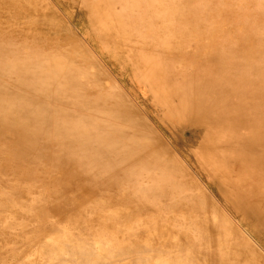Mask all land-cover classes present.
<instances>
[{"label": "bare ground", "instance_id": "1", "mask_svg": "<svg viewBox=\"0 0 264 264\" xmlns=\"http://www.w3.org/2000/svg\"><path fill=\"white\" fill-rule=\"evenodd\" d=\"M81 1L89 19L91 42L101 52L113 45L111 37L122 38L123 42L135 37L140 46H147L150 39L160 35L168 41L163 53L170 61L176 38L193 39L199 34L206 37L212 32L208 25H214L221 37L219 54L223 55L209 63L203 74L206 82L198 79L199 84L175 90L193 105L192 112L206 111L208 117L218 111L210 120L218 123L216 130L221 132L218 138L223 145L234 142L225 135L222 139L221 128L237 133L236 138H230L239 141V152L245 156L237 157L232 149L213 152L214 157L216 153L221 157L214 162L220 189L233 188L220 191L231 219L194 200L176 199V186L161 181L165 173L161 169L142 174L148 164L159 165L160 157L144 146L142 137L117 131L107 122L101 113L102 103L90 93L91 89L83 87V81L94 85L98 82L77 70L76 64L82 62L79 55L49 38L45 40L41 37L44 33L34 30L37 26L33 22L31 33L29 28L15 25L19 1L14 0L0 1V160L17 164L31 178L37 165L45 160L59 175V187L65 183L62 175L75 166L89 178L100 173V186L110 194L107 210L123 202L133 206V217H149L138 222L127 217V234L134 230V235L141 238L153 234L160 242L167 234V238L178 240L174 243L177 252L191 263L264 264V256L234 229L237 224L264 251V0ZM197 13L203 22L200 27ZM157 17L164 21L161 32L154 23ZM64 55L74 58L65 67L59 61ZM204 92L210 97L200 106ZM39 139L51 141L52 146H41L37 153L45 155L34 157L36 149L31 150L29 144ZM7 140H11L12 147L6 145ZM52 147H57V153L50 156ZM128 173L135 179L126 180ZM57 195L59 206L52 212L58 222H63L67 200ZM162 212L170 214L167 223L150 221ZM98 218L85 221V229L91 231ZM111 221L116 222L115 218ZM140 227L152 232L141 231ZM156 227L159 229L155 234ZM98 236L87 235L92 240Z\"/></svg>", "mask_w": 264, "mask_h": 264}, {"label": "rangeland", "instance_id": "2", "mask_svg": "<svg viewBox=\"0 0 264 264\" xmlns=\"http://www.w3.org/2000/svg\"><path fill=\"white\" fill-rule=\"evenodd\" d=\"M14 1H19L16 2L19 4V20L15 25L29 28L31 33L30 22H33L37 26L34 30L44 33L41 37L45 40L49 38L79 55L82 62L76 64L77 70L93 77V80L97 78L98 82L94 85L86 80L82 83L83 87L91 89L90 93L102 103L101 113L107 122L117 131L144 138H140L144 146L160 157L159 165L148 164V169L142 174L161 169L165 172L160 176L161 181L176 186V199L194 200L231 219L232 213L225 206L221 193L224 189L229 192L233 188L221 186L220 189L221 181L214 162L221 157L218 153L214 157L213 152L232 149L237 157L245 156L239 152V141L230 138L231 135L236 138L237 133L228 127L224 131L221 128L222 139L227 136L234 142L227 147L223 145L218 138L221 132L219 134L216 130L218 123L210 120L218 111H213L208 117L206 111L192 112L193 105L175 90L188 88L194 82L199 84L198 79L206 82L208 79L203 74L209 63L223 55L219 54L221 48L217 45L221 44V37L214 25H208L213 33H208L206 37L199 34L193 39L187 36L176 38L172 59L166 61L163 49L168 41L160 35L150 39L147 46H140L135 37L129 42L111 37L113 45L101 52L91 42L89 19L84 14L81 0ZM38 17L39 20L36 19ZM197 21L199 27L203 25L199 13ZM154 23L161 27V32L163 19L157 17ZM230 42L242 48L236 40ZM73 59L64 55L59 61L65 67ZM203 95L200 106L210 97L205 92ZM6 145L13 146L11 140H7ZM45 145L51 147L52 142L39 139L30 143L31 150L33 147L36 149L32 155L43 157L45 154L37 153V150ZM55 148L49 149L50 156L57 153ZM100 165L105 166V163ZM17 166L0 160V264H197L180 257L177 245H174L178 240L167 238V234L161 237L163 242L153 234L147 235V238L134 235L135 230L127 234L124 224L127 217L136 222L149 217H133V206H126L123 202L107 210L110 194L100 186V173L89 178L75 166L74 170L61 177L65 185L70 183L69 186L63 184L59 187V175L45 160L34 169L32 178ZM129 179L133 180L135 176L126 174V180ZM122 191L127 192L126 189ZM57 194L67 200L64 206L67 218L63 222H58L52 212L59 206ZM73 212L74 215L70 216ZM93 217H99L98 221L91 231L86 230L85 221ZM111 218H115L116 222L112 223ZM169 218V213L162 212L151 217L150 221L167 223ZM138 229L152 232L145 227ZM158 229L155 228V234ZM234 229L264 256V251L247 232L237 224ZM88 234L99 236L97 240H92L87 237Z\"/></svg>", "mask_w": 264, "mask_h": 264}]
</instances>
